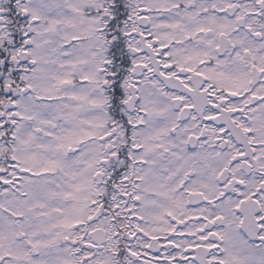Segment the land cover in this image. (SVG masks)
Listing matches in <instances>:
<instances>
[{"label": "snow or ice", "instance_id": "6c2138e0", "mask_svg": "<svg viewBox=\"0 0 264 264\" xmlns=\"http://www.w3.org/2000/svg\"><path fill=\"white\" fill-rule=\"evenodd\" d=\"M0 264H264V0H0Z\"/></svg>", "mask_w": 264, "mask_h": 264}]
</instances>
